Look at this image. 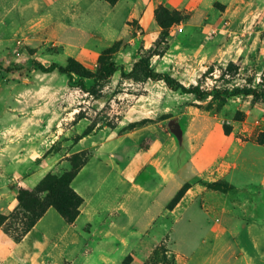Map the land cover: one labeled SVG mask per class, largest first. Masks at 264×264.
<instances>
[{
  "label": "rangeland",
  "instance_id": "rangeland-1",
  "mask_svg": "<svg viewBox=\"0 0 264 264\" xmlns=\"http://www.w3.org/2000/svg\"><path fill=\"white\" fill-rule=\"evenodd\" d=\"M160 6L181 18L167 36ZM105 52L102 82L38 67L96 72ZM0 67V214L88 159L72 184L88 241L40 264H85L101 241L105 264H264V100L238 91L264 90V0H0ZM11 241L0 229V261Z\"/></svg>",
  "mask_w": 264,
  "mask_h": 264
},
{
  "label": "trees",
  "instance_id": "trees-1",
  "mask_svg": "<svg viewBox=\"0 0 264 264\" xmlns=\"http://www.w3.org/2000/svg\"><path fill=\"white\" fill-rule=\"evenodd\" d=\"M105 1L112 6L119 2V0ZM179 15L178 11L170 12L165 6H160L157 9L156 19L163 29L164 36L168 35L169 29L174 24L181 21ZM107 54L108 52H105L101 56L96 72L88 70L76 61L68 67L56 63L49 66L40 63L38 67L44 73L59 72L70 78L76 75L81 78H94L96 82H102L112 77L118 70L113 62L107 61ZM146 70L145 77L147 79L162 80L171 89L180 90L182 93H194L200 100L207 97V93L197 87L187 88L167 74ZM238 91L245 95H252L256 99L264 100V90L247 89ZM260 141L264 143V138L262 137ZM82 156L83 154L75 156L72 160V170L65 172L63 175L58 176L50 173L34 189L19 188L18 206L9 216L0 214V229H4L9 237L16 243H20L50 208H54L66 223L74 225L82 213L84 204V198L72 186L73 181L88 162L86 158L83 161L80 160ZM13 218L20 222V225L16 228L7 223L9 219Z\"/></svg>",
  "mask_w": 264,
  "mask_h": 264
},
{
  "label": "crops",
  "instance_id": "crops-1",
  "mask_svg": "<svg viewBox=\"0 0 264 264\" xmlns=\"http://www.w3.org/2000/svg\"><path fill=\"white\" fill-rule=\"evenodd\" d=\"M83 205H86L85 200ZM15 206L16 203L14 202L13 207ZM53 210L55 209H48L46 214L20 243L11 241L13 246L9 254L0 261V264H40L39 259L43 257L46 251H54V248L60 249L71 257L74 256L76 253L75 251L81 250L84 247L85 243L88 241V237L85 235L83 226L85 223H90L93 219L92 214H88L85 209H82V213L74 225H69L62 218L64 221V223L62 222V229L59 232L52 233L44 229L43 224L48 214L53 213V216L56 215ZM82 219H84V222L80 224ZM102 242L103 241L95 245L91 253L85 256L83 260L85 264H105L106 261L111 259L108 253V249H110L109 245L105 243L102 244Z\"/></svg>",
  "mask_w": 264,
  "mask_h": 264
}]
</instances>
